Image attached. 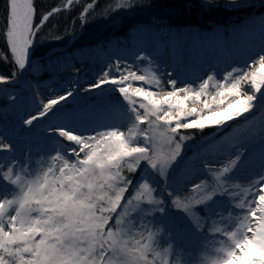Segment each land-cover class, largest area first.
Here are the masks:
<instances>
[{
  "label": "snow or ice",
  "instance_id": "6c2138e0",
  "mask_svg": "<svg viewBox=\"0 0 264 264\" xmlns=\"http://www.w3.org/2000/svg\"><path fill=\"white\" fill-rule=\"evenodd\" d=\"M97 2L83 7L81 21ZM74 5L78 0H63L41 14L36 0H4L0 37L16 70L0 74V93L18 83V72L38 67L32 60L38 34ZM130 7L125 0L117 9ZM0 60L8 63L7 54ZM135 61L145 67L118 59L91 82L76 81L38 101L21 123H46L39 158L31 148L17 156L15 143L0 134V154H7L0 155V264H180L171 243L162 248L157 239L164 228H150L157 217L161 224L169 217V208L186 215L194 234L222 237L208 264H264V121L213 148L233 121L264 115V48L243 66L190 80L159 56L137 53ZM81 92L115 93L122 103L81 108ZM6 98L18 99L10 92ZM206 128L216 130L217 140L184 145L195 139L184 130ZM256 135L261 167L245 186L237 177L252 160ZM186 149L191 156L182 154ZM217 197L240 211L225 217Z\"/></svg>",
  "mask_w": 264,
  "mask_h": 264
},
{
  "label": "trees",
  "instance_id": "16d2710c",
  "mask_svg": "<svg viewBox=\"0 0 264 264\" xmlns=\"http://www.w3.org/2000/svg\"><path fill=\"white\" fill-rule=\"evenodd\" d=\"M91 2L93 0H78V6L74 5L72 10L56 14L41 30L32 52V60L37 62L38 67L29 70L31 79L34 81L50 78L64 81L71 77L80 79L84 72H90L102 58L127 52L135 61L136 54H144L152 39L159 35L163 36V31L166 29H175L181 47H185L194 28L209 29L235 18L240 24L244 18L264 12V2L257 6L228 9L220 5L208 6L200 0H128L132 7L117 9V6L125 0H98L94 9L85 14L87 19L81 21L80 14L83 7ZM62 3L63 0H36L41 14ZM3 4L4 0H0V11L3 9ZM56 35H62L64 38L55 40L53 37ZM0 49L4 50L0 55L8 56V63L0 60V74H11L16 69L11 63V54L7 51L2 37H0ZM135 63L141 68L146 64L141 61ZM23 73L24 71L18 72L17 76L20 77ZM10 86L6 85L8 88ZM6 96V92L1 95L0 108L9 114L7 130L11 131L19 142L28 134L37 137V127L30 128L21 123L27 112L36 111L35 104L27 99L25 94L27 100L23 105L17 109L10 108ZM94 100L100 105L108 102L122 103L115 93H110L107 97H101L98 93ZM69 104L73 105V102ZM214 133H216L214 128H206L203 132L195 129L184 130V135L195 137L194 140L184 141V145L199 144L202 137L206 138L207 135ZM164 149L170 150L167 145H164ZM182 154L191 156L192 152L186 149ZM125 175L128 173L125 172ZM220 199L229 202L227 197ZM170 210L175 220L173 227H177L180 233L192 235V238L201 243L208 239L206 235L211 231L194 234L190 230L186 215L178 209L170 208ZM201 214L203 215V212ZM208 227H211L210 223Z\"/></svg>",
  "mask_w": 264,
  "mask_h": 264
},
{
  "label": "rangeland",
  "instance_id": "374dc122",
  "mask_svg": "<svg viewBox=\"0 0 264 264\" xmlns=\"http://www.w3.org/2000/svg\"><path fill=\"white\" fill-rule=\"evenodd\" d=\"M205 5L211 6H223L228 9L240 8L241 5L252 6L259 5L264 0H200ZM243 6V7H244ZM264 27V12L253 14L244 18L238 23V19H232L228 23L222 22L216 24L212 28H194L191 33L190 40L185 47H181L177 37V32L173 28L166 29L163 31L164 35H159L152 39L147 51L145 53L161 57V63L168 68H176L178 72L184 73L187 79L193 77H203L207 74L209 69H215L217 72H223L232 66L240 65L243 66L245 61L250 60L257 53L261 51L263 46L261 35V28ZM259 35V36H257ZM173 50L175 56L172 55ZM127 61L128 63H135L127 52L122 54H115L106 58H102L98 65H96L90 72H84L80 79L71 77L67 80H60L58 78H50L42 81H34L28 75H21L18 77L17 85L11 84L8 88V93L17 95V100L7 99L10 108H19L25 103L27 99L32 101L37 108L39 100L45 99L47 96L53 94V92L61 93L70 84L79 81L81 84H87L97 77L98 74L102 73L106 66L111 65L116 60ZM203 68L204 71H201ZM29 78V83L25 81V78ZM22 78V79H19ZM19 84V86H18ZM168 90V89H165ZM22 93V95H20ZM3 93H0V97ZM26 94V98H25ZM98 92L93 93H80L78 97V104L81 108L88 105L100 106V103L95 102L94 98ZM95 96V97H94ZM72 102L71 100L68 102ZM114 103V102H111ZM74 105V104H73ZM69 104V108L73 107ZM30 113L27 112L26 115ZM3 109L0 108V134L5 136V142L15 143L17 149L16 155L23 158L24 153L27 149L31 148L33 156L39 158L36 154L40 153L43 155L44 149L47 147L48 138L45 136L44 128L47 127L46 123L41 120L38 129V136L28 134L24 140L19 142L13 137L11 131L9 132L6 125L9 124L7 116ZM25 115V116H26ZM117 118L114 116L107 123H115ZM262 121H264V115L257 114L255 119H250L247 123L244 122H232V129L229 130L228 136L223 140H218L213 146L214 149H219L220 146L228 140H232L238 135H243L245 130L250 127H258ZM224 129L220 131V135L223 136ZM208 140H217L216 133L209 134L206 136ZM253 142L251 147L255 148V153L252 156L251 162L248 166L239 173L237 180L241 184L245 185L249 180L255 177L261 167L260 160V148L261 142L259 135L252 138ZM247 146V145H246ZM213 149H209V155H211ZM0 155H7L6 153ZM196 163V162H194ZM201 179L206 178L202 173ZM187 194V193H185ZM217 197L219 204L217 205L218 210L233 214L239 212L229 202H225ZM169 217L161 224L159 223V217L154 221V226L150 225L152 231L156 230V227H163L164 233H162L157 239L160 242L161 247L167 246L171 243L173 247V254L179 259L180 264H191L193 261H201L202 264H208V261L215 258V250L219 248V241L222 238L210 232L206 237L208 239L201 243L199 240L192 238V235L180 233L177 227H173L174 217L173 212L169 208ZM227 217V214L225 215ZM215 219H218L214 217ZM226 223H219L218 227H225ZM147 232H145V237ZM145 242H147L145 240Z\"/></svg>",
  "mask_w": 264,
  "mask_h": 264
},
{
  "label": "bare ground",
  "instance_id": "6f19581e",
  "mask_svg": "<svg viewBox=\"0 0 264 264\" xmlns=\"http://www.w3.org/2000/svg\"><path fill=\"white\" fill-rule=\"evenodd\" d=\"M257 36H259V35H257ZM262 39H263L262 42H263V45H264V36H263ZM263 47H264V46H263ZM201 71H204L203 68L201 69ZM25 81L29 83L30 79L26 77V78H25Z\"/></svg>",
  "mask_w": 264,
  "mask_h": 264
},
{
  "label": "water",
  "instance_id": "95a60500",
  "mask_svg": "<svg viewBox=\"0 0 264 264\" xmlns=\"http://www.w3.org/2000/svg\"><path fill=\"white\" fill-rule=\"evenodd\" d=\"M24 75H28L29 76V70H25L24 71ZM19 79H22V78H19Z\"/></svg>",
  "mask_w": 264,
  "mask_h": 264
}]
</instances>
